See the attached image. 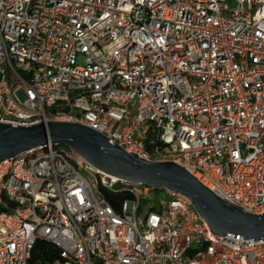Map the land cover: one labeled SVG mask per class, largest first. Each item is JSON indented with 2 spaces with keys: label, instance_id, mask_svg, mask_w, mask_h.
I'll return each mask as SVG.
<instances>
[{
  "label": "built area",
  "instance_id": "2783aa9c",
  "mask_svg": "<svg viewBox=\"0 0 264 264\" xmlns=\"http://www.w3.org/2000/svg\"><path fill=\"white\" fill-rule=\"evenodd\" d=\"M52 120L264 213V0H0V123ZM98 183L130 196L115 206ZM156 190L51 142L8 158L0 264H40L39 239L60 249L46 264H264V237L218 234Z\"/></svg>",
  "mask_w": 264,
  "mask_h": 264
},
{
  "label": "water",
  "instance_id": "95a60500",
  "mask_svg": "<svg viewBox=\"0 0 264 264\" xmlns=\"http://www.w3.org/2000/svg\"><path fill=\"white\" fill-rule=\"evenodd\" d=\"M48 142L80 153L95 168L120 178L187 196L218 234L264 237V213L227 204L184 166L170 160H148L87 125L52 120L31 126L0 123V162Z\"/></svg>",
  "mask_w": 264,
  "mask_h": 264
},
{
  "label": "trees",
  "instance_id": "16d2710c",
  "mask_svg": "<svg viewBox=\"0 0 264 264\" xmlns=\"http://www.w3.org/2000/svg\"><path fill=\"white\" fill-rule=\"evenodd\" d=\"M57 147H63L57 145ZM64 148V147H63ZM98 187L104 191L107 198L116 206L118 201L123 200L124 198L130 196V193L123 191L120 193H113L110 190H107L103 185L98 183ZM157 192L163 191L162 189H157ZM62 259L60 255V249L52 242L45 239H39L32 251V256L30 261L37 262L40 264L51 263L56 260Z\"/></svg>",
  "mask_w": 264,
  "mask_h": 264
},
{
  "label": "rangeland",
  "instance_id": "374dc122",
  "mask_svg": "<svg viewBox=\"0 0 264 264\" xmlns=\"http://www.w3.org/2000/svg\"><path fill=\"white\" fill-rule=\"evenodd\" d=\"M232 5H235V3H232ZM64 148H67V149H70L69 147H66V146H63ZM85 176L89 178V180L91 182L95 181V176L94 175H91L90 173H88L87 171H83ZM160 192L159 193H156V196L155 197H158L160 196Z\"/></svg>",
  "mask_w": 264,
  "mask_h": 264
}]
</instances>
